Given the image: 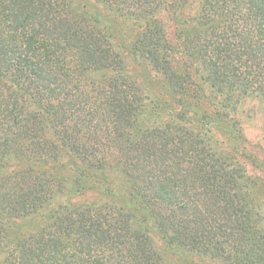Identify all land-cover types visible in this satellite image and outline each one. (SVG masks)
I'll return each mask as SVG.
<instances>
[{"label": "trees", "instance_id": "trees-1", "mask_svg": "<svg viewBox=\"0 0 264 264\" xmlns=\"http://www.w3.org/2000/svg\"><path fill=\"white\" fill-rule=\"evenodd\" d=\"M184 1L0 0V264H264V0Z\"/></svg>", "mask_w": 264, "mask_h": 264}, {"label": "rangeland", "instance_id": "rangeland-1", "mask_svg": "<svg viewBox=\"0 0 264 264\" xmlns=\"http://www.w3.org/2000/svg\"><path fill=\"white\" fill-rule=\"evenodd\" d=\"M197 8L198 4L195 1L168 0V3L159 11L158 17L164 23L172 41L174 40V19L176 17L188 18L196 13ZM171 55H173V65L180 68L184 59L178 52ZM158 77L160 78V75ZM146 87L151 93L158 96L160 90L156 83H150ZM238 106L225 110L236 121L235 133L230 137L219 135L220 139H222L223 147L227 152L234 151L236 153V158L240 164L253 175L262 177L264 171V103L259 100H247L243 104L239 103ZM168 114L169 111L166 110L164 116L166 117ZM189 123L196 125L193 120H189ZM239 131L241 136H238Z\"/></svg>", "mask_w": 264, "mask_h": 264}]
</instances>
